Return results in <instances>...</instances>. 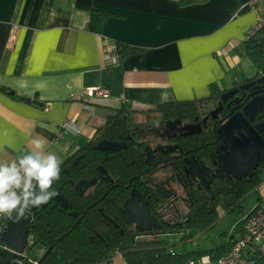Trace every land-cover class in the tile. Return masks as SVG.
I'll return each mask as SVG.
<instances>
[{"label": "crops", "instance_id": "0c3cea01", "mask_svg": "<svg viewBox=\"0 0 264 264\" xmlns=\"http://www.w3.org/2000/svg\"><path fill=\"white\" fill-rule=\"evenodd\" d=\"M252 1L0 0V158L45 139L63 165L111 118L156 122L159 105L231 88L244 76ZM93 12L103 17L91 23ZM91 88L109 97L83 102ZM103 264L126 263L116 255Z\"/></svg>", "mask_w": 264, "mask_h": 264}, {"label": "trees", "instance_id": "16d2710c", "mask_svg": "<svg viewBox=\"0 0 264 264\" xmlns=\"http://www.w3.org/2000/svg\"><path fill=\"white\" fill-rule=\"evenodd\" d=\"M207 1L177 0L181 7ZM101 17L103 15L93 12L91 14V23L95 18L99 19ZM119 47L122 48L120 44H116V53L120 49ZM244 55L255 68L256 76H264V28L244 42ZM249 80L251 79L243 78L233 84L232 87ZM224 91L213 84L210 86V94L207 98L159 105L157 114L161 120L174 116L197 115L216 105ZM130 122L131 119L128 117L109 119L106 125L97 131L96 135L86 146L68 157L61 166L60 179L53 187L61 191L68 202V209H61L57 203L50 201L39 208L28 224V246H39L42 249L50 248V251L40 260L39 264H103L109 262L116 255L122 257L126 264H188L191 260L199 259L203 256H209L215 260L230 250L235 239L234 236L228 238L223 246L212 250L208 255L204 251L175 253L161 237L142 240L138 238L139 235L137 234L125 235L121 241L116 238L114 242L109 244L97 239V236L103 237L102 226L104 223L105 197L99 187L79 196L75 193L73 185L80 180L90 178L94 174V168L101 159L100 152L95 149L96 145L103 141L109 133L117 135L126 131L130 126ZM214 140V132L209 131L207 135L205 134V138L200 141L192 140L190 147H196L194 154L200 157L201 160L207 161L214 152V148L211 147V143ZM203 145L202 152H197V148ZM206 145L207 148L205 149ZM131 153L132 156L130 157L136 158V153L134 151H131ZM77 156H81V158L75 166H72L71 164ZM135 167L131 166V164L125 165L121 161L120 164L118 163L113 168V172L115 171L114 173L119 175L121 180L126 183V180L132 174H135ZM64 170H66L65 173ZM262 183H264V160L259 169L247 179L218 182L213 189L216 192L215 203L207 201L193 187V190L188 192L191 200H193L188 214L180 216V218L176 216L174 224L167 228L165 233L169 235L184 234L187 239L190 231H195L196 233L208 231L217 224L220 219V212L231 213L236 208H240L241 201L247 195L254 192L258 194L259 186ZM152 194L157 199V205L177 196L175 191H167L164 187H156ZM121 197L118 200V206L126 199L125 196ZM257 198V203L263 201V198ZM242 221L239 222L237 228L238 226L242 227Z\"/></svg>", "mask_w": 264, "mask_h": 264}, {"label": "flooded vegetation", "instance_id": "af4514ba", "mask_svg": "<svg viewBox=\"0 0 264 264\" xmlns=\"http://www.w3.org/2000/svg\"><path fill=\"white\" fill-rule=\"evenodd\" d=\"M261 78H264V76H256L255 74L248 81H256L255 86L258 87L256 91H239L235 96L226 98L225 102L222 101L223 94L248 82L231 87L223 92L216 105L197 115L174 116L163 120L159 119L155 123H150V121L142 125L136 124L131 119L130 126L126 131L117 135L109 133L104 139L105 141L118 143L120 149L117 151L109 149L99 150L97 149L99 142L95 149L100 152L101 159L94 168V174L88 179H83L87 181L96 179V183L84 194L99 187L102 195L105 197L104 223L102 226L103 237L96 234L97 239H100L105 244L114 242L116 238L118 241H121L125 235L130 236L133 234L139 235L138 238L142 240L158 237L163 239L162 237L169 236V234L165 233V230L174 224L175 217L178 216L180 218V216L188 214L190 204L193 202L188 192L193 190V187L207 201L215 203L216 192L213 189L218 182L247 179L252 176L259 169L264 160V155L260 164L249 170L244 175L245 177H237L233 172L226 173L220 169V160L225 157L226 152L222 150V141L218 138L216 131L220 127L221 121H225L234 113L241 111L239 104L243 100L246 98L250 100L254 96L264 94V82L261 84L257 82ZM235 99L239 100V102H236ZM219 104H221V110L214 118L212 117V113L219 108ZM178 122L180 123L178 124ZM259 124L264 125V108L262 112L257 114L255 120L251 122L253 127ZM209 131H213L215 135V140L211 143L214 152L209 156L207 161H204L194 154L196 147H190V143L192 140L200 141L205 138V134L207 135ZM260 133L264 139V130ZM203 147L204 145L199 146L197 152H202ZM206 148L207 145L205 146ZM131 151L136 153V158L130 157L132 156ZM80 158L81 156H77L71 165L75 166ZM191 160H196L201 166L209 169L207 173H203L205 181L201 182L198 177L194 179L187 173L189 168L187 162ZM121 161L125 165L131 164V166H136L135 174H132L126 180V183L121 180L119 175L114 173L115 171L113 172V168L118 163L120 164ZM65 172L66 170H64ZM77 184L73 186L75 187ZM99 184L101 186H97ZM156 187H164L167 191L173 190L177 196L157 205V199L152 194ZM56 190L59 189L56 188ZM133 191L139 197V202L136 198L134 202L137 204L138 209L146 214L144 225H137L134 222L132 212L126 208ZM121 196H125L126 199L118 206V200L122 198ZM57 204L61 209H68L69 206L67 200L66 207H61L59 203ZM39 208H36L31 213V219L34 218ZM28 248L27 246L24 253L25 259L21 264H39L40 260L50 251V248L42 249L40 247L41 254L37 257H30Z\"/></svg>", "mask_w": 264, "mask_h": 264}, {"label": "water", "instance_id": "95a60500", "mask_svg": "<svg viewBox=\"0 0 264 264\" xmlns=\"http://www.w3.org/2000/svg\"><path fill=\"white\" fill-rule=\"evenodd\" d=\"M257 82L259 84L263 83L264 78L257 80ZM255 83L256 81L248 82L223 94L222 101L225 102L226 98L235 96L239 91H256L258 87L255 86ZM235 100L239 102V100ZM239 108L241 111L234 113L229 119L221 121L220 127L216 131L218 138L222 141V150L226 152L225 157L220 160V169L226 173L233 172L237 177L244 176L249 170L257 167L264 155V139L260 133L263 132L264 125L259 124L255 127L251 125V122L255 120L257 114L262 112L264 108V94L254 96L250 100L246 98L239 104ZM220 110L221 104L212 113V117L215 118ZM97 149L117 151L120 148L118 143L104 140L98 144ZM187 165L189 167L187 173L194 179L198 177L201 182L205 181V175L203 173H207L209 169L201 166L196 160L187 162ZM95 183L96 179L90 181L82 180L74 188L78 195H82ZM56 191L58 195L51 200L59 203L61 207H66L65 197L60 190ZM135 198L139 202V197L133 191L126 208L132 212L134 222L137 225H144L146 222V214L138 209L137 204L134 202ZM35 209H31L30 213L24 219L19 221L9 220L7 222V226L1 237V241L5 245V250L0 252V264H21L25 259L24 253L28 246L29 237L28 224L31 221V213Z\"/></svg>", "mask_w": 264, "mask_h": 264}, {"label": "clouds", "instance_id": "9594fccd", "mask_svg": "<svg viewBox=\"0 0 264 264\" xmlns=\"http://www.w3.org/2000/svg\"><path fill=\"white\" fill-rule=\"evenodd\" d=\"M31 143V150L12 159L0 158V218L19 221L58 195L53 185L60 179L63 160L46 151L45 139ZM209 262V256L201 257V264Z\"/></svg>", "mask_w": 264, "mask_h": 264}, {"label": "built area", "instance_id": "2783aa9c", "mask_svg": "<svg viewBox=\"0 0 264 264\" xmlns=\"http://www.w3.org/2000/svg\"><path fill=\"white\" fill-rule=\"evenodd\" d=\"M249 5L256 19L254 25L246 32L245 41L264 28V0H253ZM105 60L111 65L117 63V57L110 49L105 52ZM80 97L86 103L93 97L107 99L109 93L100 88H91ZM85 108L91 109L88 106ZM63 130H69L67 123ZM9 220L6 217L0 218V252L5 250L1 237ZM190 262L201 264V258ZM209 264H264V199L256 203L255 207L244 217L240 235L233 240L230 250L218 259L210 258Z\"/></svg>", "mask_w": 264, "mask_h": 264}, {"label": "rangeland", "instance_id": "374dc122", "mask_svg": "<svg viewBox=\"0 0 264 264\" xmlns=\"http://www.w3.org/2000/svg\"><path fill=\"white\" fill-rule=\"evenodd\" d=\"M244 76L243 78L250 79L255 76L256 70L247 59L243 63ZM151 117L155 119L159 118L158 114H151ZM139 117H133L132 120L136 121ZM150 122V120H148ZM150 123H155L151 121ZM142 125V124H141ZM261 191V189H260ZM258 194L256 192L247 195L240 203V208H236L231 213L220 212V219L217 224L203 233H196L190 231L187 239L185 235H169L162 237L167 244L171 247V250L175 253H181L182 251L197 252L204 251L208 255L212 250L223 246L228 238L236 235L235 227L244 217L255 207L258 201ZM30 257H37L41 254L39 246H28Z\"/></svg>", "mask_w": 264, "mask_h": 264}]
</instances>
